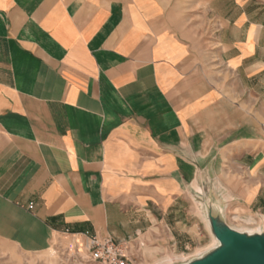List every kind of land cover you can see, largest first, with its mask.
<instances>
[{
	"label": "crops",
	"instance_id": "crops-1",
	"mask_svg": "<svg viewBox=\"0 0 264 264\" xmlns=\"http://www.w3.org/2000/svg\"><path fill=\"white\" fill-rule=\"evenodd\" d=\"M183 5L0 0V217L133 264L197 242L208 194L264 215V0Z\"/></svg>",
	"mask_w": 264,
	"mask_h": 264
},
{
	"label": "rangeland",
	"instance_id": "rangeland-1",
	"mask_svg": "<svg viewBox=\"0 0 264 264\" xmlns=\"http://www.w3.org/2000/svg\"><path fill=\"white\" fill-rule=\"evenodd\" d=\"M184 1L177 0L176 16L178 20L184 15ZM196 13L194 8L193 15ZM180 24L183 25L184 23L178 21V25ZM201 208L203 209L202 204ZM204 220L203 216L200 239L192 246L177 248L176 250L166 248L158 253H151L147 248H143L139 255L134 253L133 264H181L201 255L213 247L212 236ZM24 222L22 217L17 214L11 217L9 215L0 217V264H93L84 253H76L75 241L71 237L66 235H53L52 237L48 234L45 235L41 230L36 231L35 235L38 236V239L48 236L50 242L48 248H52L54 254H47L48 248L45 250L44 247H41L38 239L34 240L26 235L24 230L20 229ZM227 222L230 227L240 231L253 232L264 229V215L256 210L246 214L238 209L235 214L227 216ZM53 239L55 242L52 245Z\"/></svg>",
	"mask_w": 264,
	"mask_h": 264
},
{
	"label": "water",
	"instance_id": "water-1",
	"mask_svg": "<svg viewBox=\"0 0 264 264\" xmlns=\"http://www.w3.org/2000/svg\"><path fill=\"white\" fill-rule=\"evenodd\" d=\"M203 215L217 243L181 264H264V229L240 231L228 225L223 207L208 194L203 200Z\"/></svg>",
	"mask_w": 264,
	"mask_h": 264
},
{
	"label": "built area",
	"instance_id": "built-area-1",
	"mask_svg": "<svg viewBox=\"0 0 264 264\" xmlns=\"http://www.w3.org/2000/svg\"><path fill=\"white\" fill-rule=\"evenodd\" d=\"M32 208L31 205L28 206ZM85 238L74 239L76 253H84L93 264H129L127 257L128 247L113 242L109 238H99L88 231L83 234Z\"/></svg>",
	"mask_w": 264,
	"mask_h": 264
},
{
	"label": "bare ground",
	"instance_id": "bare-ground-1",
	"mask_svg": "<svg viewBox=\"0 0 264 264\" xmlns=\"http://www.w3.org/2000/svg\"><path fill=\"white\" fill-rule=\"evenodd\" d=\"M197 191H198V193H202L201 190H197ZM206 227H207V224H206ZM207 229H208V227H207ZM212 242H213V246L217 243V241L213 237H212Z\"/></svg>",
	"mask_w": 264,
	"mask_h": 264
}]
</instances>
